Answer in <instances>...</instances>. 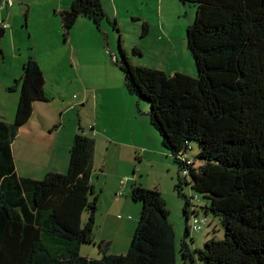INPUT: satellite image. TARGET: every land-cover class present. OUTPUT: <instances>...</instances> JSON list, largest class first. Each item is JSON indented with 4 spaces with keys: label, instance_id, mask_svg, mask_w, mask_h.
Segmentation results:
<instances>
[{
    "label": "trees",
    "instance_id": "16d2710c",
    "mask_svg": "<svg viewBox=\"0 0 264 264\" xmlns=\"http://www.w3.org/2000/svg\"><path fill=\"white\" fill-rule=\"evenodd\" d=\"M181 1L196 6L187 39L197 76L133 66L122 48V59L114 57L141 114L140 101L150 102L151 123L178 164L179 195L185 185L202 195L205 216L194 209L195 216L217 218L223 238L191 247L192 200L185 197L187 224L178 250L162 192L135 183L132 199L142 208L129 251L82 255L84 244H95L99 210L91 180L95 138L80 127L65 173L34 179L17 172L19 129L38 101L50 102L44 71L31 55L10 88L21 86L15 120L0 119V264H177L178 257L184 264H264V0ZM80 16L98 28L107 17L101 0H72L60 14L65 41Z\"/></svg>",
    "mask_w": 264,
    "mask_h": 264
},
{
    "label": "rangeland",
    "instance_id": "374dc122",
    "mask_svg": "<svg viewBox=\"0 0 264 264\" xmlns=\"http://www.w3.org/2000/svg\"><path fill=\"white\" fill-rule=\"evenodd\" d=\"M12 1L15 4L13 9L11 7L7 8L10 11L5 9L3 13L0 12L4 17L0 24L5 21L9 27L6 34L0 37V119L14 122L21 86L18 85L16 90L10 88L22 77L27 57L33 55L39 59L46 78L45 90L52 108L50 115L45 113L46 119L59 118L65 127H81L84 134L90 136L97 131L94 125L108 124L110 128L105 129L123 142L119 145L99 142L98 150L96 147L91 180L95 196L99 199L97 219L101 211L109 209L111 199L130 192L133 183L137 182L157 187L162 192L170 209L169 219L174 225L178 250L187 224L185 197L192 200L189 207L191 220L188 222L190 236L186 239L191 247L203 248L207 239L223 238L224 230L217 218L209 215L201 222L202 219L195 216V210L200 211L199 216H205L201 206L206 199L202 195L187 185L179 195L176 189L178 164L171 153L165 151L159 131L151 123L148 114L150 102L140 101L144 112L139 118L144 121L137 127H146V134L142 132L139 135L140 141L128 135L135 121L126 113V101L121 96L131 95L125 88V76L115 62V54L122 59V48L133 66L146 65L171 74L184 72L197 76L187 39L188 27L196 16V6L181 0H101L107 17L102 20L100 28L93 21L80 16L65 41L63 31L58 33L56 29V32H49L52 28H47L42 18H37V14L42 15L41 11L50 9L51 4L30 7L21 0ZM13 32H16L15 36ZM107 42L109 46L106 48ZM129 98L134 99L133 104L137 109L139 99L135 96ZM37 104L41 106V102ZM41 123L43 126L42 120ZM32 135L34 139L30 138ZM24 137L21 151L30 160L31 173L43 179L44 167L36 159L40 148L36 129L28 131ZM135 203L139 209L137 225L142 203ZM109 211L110 216L115 217L114 226L120 227V222H127L129 216L133 217L123 212L116 217L114 210ZM194 216L200 219L201 230H193ZM84 219V222L88 219L86 214ZM97 219L94 232L98 234L96 243L84 244L81 254L93 258H102L104 252L126 254L132 242L131 236L124 243L121 238L105 240L104 250H101L99 232L103 224L98 228ZM177 264H184L180 257Z\"/></svg>",
    "mask_w": 264,
    "mask_h": 264
},
{
    "label": "crops",
    "instance_id": "0c3cea01",
    "mask_svg": "<svg viewBox=\"0 0 264 264\" xmlns=\"http://www.w3.org/2000/svg\"><path fill=\"white\" fill-rule=\"evenodd\" d=\"M21 1H23L24 3H27L28 5H30V7L31 6L34 7L38 5L43 7L48 4H51L52 7L50 9L41 11L42 15L37 14L39 15V17L37 16V18H42V20L46 24V27L52 28L49 32H56V29H57L58 33L62 31V25L60 24V19H61L60 14L63 10L69 9L71 2H72V0H21ZM42 1H45V2H42ZM14 6L15 4L13 2L12 9L14 8ZM5 9L7 11H10L9 9L4 8L0 10V12L3 13ZM52 9L54 10L53 13H52ZM1 20H4V17L0 15V21ZM29 20H30V17H29ZM3 23H1L0 25H2ZM8 28L9 27L5 29V34L8 31L7 30ZM13 35L15 36L16 32H13ZM108 46L109 45L107 42L106 48ZM37 60L39 62V59ZM121 97L124 99V101H126V103L124 104L126 113L130 117H132V119L135 121L134 127H130V132L128 135L130 136L132 135V138L137 137L138 140L140 141L139 135L142 132L146 134L147 129L146 127L141 128L137 126L140 123H142L144 119L139 118L141 116V113H139V111L135 108V105L133 104L134 99L129 98L131 96H125L124 94ZM105 100L108 101L107 98H105ZM51 110L52 108L50 106V102H41V106L36 103L35 108H34V115L32 119L30 120L28 125L23 126L19 129V133L15 141L13 142V152L15 156L17 172L21 177H30L34 179L41 178L31 173V169L29 168L30 160L27 159L25 154H23L21 151L23 147L22 142L25 139L24 137L25 133H27L28 131H33L35 129H36V136L40 144L39 154H38V157H36V159L44 167L43 170H44L45 176L49 172L55 171V172L65 173L68 170L71 147L73 144L74 137L76 133L78 132L79 128L77 126H72L71 128H69L70 126L68 125L65 127L64 122L63 121L61 122L59 118H53V120H51V118L46 119L45 113H48L50 115ZM43 116H45V118ZM41 120L44 122L43 126L40 125L42 124ZM97 127H100V128H97ZM106 127L110 128L108 124L97 123L96 125H94V129H97V131L94 130L95 132L93 133L92 136L87 134V136L95 138L97 150H98L99 142L108 141L116 145L123 143L120 139L114 137L112 133L108 132V130L105 129ZM28 128H30L31 130H28ZM30 138L34 139L35 136L32 135ZM157 150H159L158 147H157ZM126 182L128 183L127 177H126ZM127 183L125 184L126 187H128ZM135 183L137 182H134L133 184ZM109 210H114L116 212V217H120L122 212L128 215H132L133 217L129 216L127 222H120L121 224L120 227H118L117 225L114 226L115 217L114 215L110 216ZM138 210L139 209L137 207V204L133 202V199H132V189L131 188H130V192L126 194H120L118 197L111 199L109 201V209L101 211V215L97 219L98 228H100L103 224V227L100 230V232H99V229L97 230L99 232V238H102L100 242H105V240L112 241L113 239L117 240V238H121L124 243V241H126V238H128L129 236H131L132 238L134 235L133 230L136 225ZM97 237H98V234L95 233V243H96Z\"/></svg>",
    "mask_w": 264,
    "mask_h": 264
},
{
    "label": "built area",
    "instance_id": "2783aa9c",
    "mask_svg": "<svg viewBox=\"0 0 264 264\" xmlns=\"http://www.w3.org/2000/svg\"><path fill=\"white\" fill-rule=\"evenodd\" d=\"M13 6V1L12 0H1L0 2V10L4 9V8H11ZM8 26L7 24L3 23L2 24V28L6 29ZM202 219L201 222H204L205 219ZM199 218L195 217L193 219L194 223H193V230L197 231V230H201L202 228V224L200 223Z\"/></svg>",
    "mask_w": 264,
    "mask_h": 264
},
{
    "label": "water",
    "instance_id": "95a60500",
    "mask_svg": "<svg viewBox=\"0 0 264 264\" xmlns=\"http://www.w3.org/2000/svg\"><path fill=\"white\" fill-rule=\"evenodd\" d=\"M5 35V29L0 28V37L2 38Z\"/></svg>",
    "mask_w": 264,
    "mask_h": 264
},
{
    "label": "clouds",
    "instance_id": "9594fccd",
    "mask_svg": "<svg viewBox=\"0 0 264 264\" xmlns=\"http://www.w3.org/2000/svg\"><path fill=\"white\" fill-rule=\"evenodd\" d=\"M195 217L192 218V220L194 219Z\"/></svg>",
    "mask_w": 264,
    "mask_h": 264
}]
</instances>
